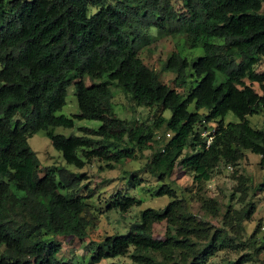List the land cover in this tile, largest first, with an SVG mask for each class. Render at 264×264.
<instances>
[{
	"label": "trees",
	"instance_id": "trees-1",
	"mask_svg": "<svg viewBox=\"0 0 264 264\" xmlns=\"http://www.w3.org/2000/svg\"><path fill=\"white\" fill-rule=\"evenodd\" d=\"M175 35L188 48L202 49L193 60L176 49L163 60L162 69L173 73L176 87L191 84L185 94L161 82L137 56L154 39ZM70 78L78 112L56 114ZM110 84L133 105L155 108L151 120L118 117ZM257 112H264V0H0V264H68L56 259L59 244L44 234L86 235L84 174L40 166L27 142L34 132L43 130L61 159L78 169L90 158H131L134 149L152 150L154 142L158 147L143 170L162 179L178 165L199 184L218 161L235 164L244 150L264 164V131L246 118ZM228 113L236 121L224 123ZM73 117L100 123L80 127V134L52 132L56 126L71 127ZM210 122L214 132L204 147L199 127ZM184 147L188 151L177 160ZM128 174L127 183L134 186L135 174ZM253 190H264V177ZM155 193L170 200L161 210H140L125 232L104 236L89 263L122 255L129 247L126 264H207L215 250L246 243L250 253L217 263L244 264L264 250V238L256 244L254 234L240 242L241 222L255 209L251 200L240 209L227 203L219 213L220 227H213L195 219L168 185ZM199 199L212 216L218 214L213 198ZM138 203L120 196L110 207L124 211ZM162 220L170 233L164 228L161 237L154 236L153 226Z\"/></svg>",
	"mask_w": 264,
	"mask_h": 264
},
{
	"label": "rangeland",
	"instance_id": "rangeland-1",
	"mask_svg": "<svg viewBox=\"0 0 264 264\" xmlns=\"http://www.w3.org/2000/svg\"><path fill=\"white\" fill-rule=\"evenodd\" d=\"M175 49L188 60H193L202 54V49L199 46L188 48L183 43L182 37L175 35L154 39L149 45L142 47L138 51L137 56L144 64L156 72L161 82L170 87H175L179 93L185 94L191 84L187 82L184 87H176L174 85L173 73L162 69L163 60L168 53ZM256 69L260 70L261 67H256ZM187 78L188 80L190 79L189 77ZM72 82L73 79L70 78V84L66 87L64 104L59 110L55 111L56 114L72 116L78 112ZM83 82L85 84L90 83L86 76L83 77ZM251 85L255 90H258L256 83H251ZM109 90L113 110L118 117L151 120L152 114L155 113V108L133 105L117 85L110 84ZM193 109V103H190L188 110L191 111ZM197 111L203 112L204 109L199 108ZM161 114L166 117L169 115V112L164 110ZM246 118L251 127L264 131V112L247 115ZM229 121H236L230 113L224 116V123ZM99 123V121L93 119H78L73 117L71 127L56 126L52 129V132L63 135L80 134V127L96 128ZM214 126L215 124L210 122L199 127V134L204 143L206 140L208 142L211 141ZM156 133L157 136L163 134L161 129ZM189 140H191V137L188 138ZM27 142L31 149L35 151L40 166L54 164L84 174L81 181V185L83 186L80 187V194L84 196V200L88 204L86 211L82 212L88 220L86 235L78 238L76 236L60 237L44 234V238L53 239L59 244V250L55 255L58 260H63L68 264H107L109 262L126 264L130 262L129 253L132 250L131 247L122 255L104 258L96 263H89L88 261L93 246L102 245L103 238L106 235L125 232L131 222L138 220L140 210L147 207L156 210L162 209L170 198L166 195H157L155 193L161 184H166L173 189L175 197L185 204L195 219L208 221L213 227H220L219 213L223 212L227 203L230 204L231 208L240 209L245 202L251 200L255 209L250 214L248 220L241 222L240 242L247 241V237H252L253 234L255 235L254 240H256V244L258 243V239L260 241L264 238V190H253L255 184L261 182L264 177V164H260L258 154L244 150L242 158L236 161L235 164H225L222 161H218L210 177L196 184L192 178L193 173L182 169L178 165H175L171 174L163 176L162 179H158L156 174L143 170L142 166L147 161V157L158 147V144L154 142L151 143L152 150L144 149L139 152L134 149V155L131 158L111 157L109 161L90 158L80 169L75 168L71 164H66L61 159L60 154L51 146L43 130L34 132L27 138ZM187 151L188 149L184 147L177 160ZM107 163L110 164V167H107ZM128 172L135 174L136 183L134 186H130L127 183ZM239 178H242L244 186V190L241 191L237 189L240 181ZM120 196H131L135 200H138L139 203L131 205L124 211L110 207V204ZM199 197L202 200L213 198L217 203L214 206L218 208V214L212 216L211 213L201 207L200 205L202 204H200ZM257 225H259V228L255 231L254 228ZM164 228L166 230L167 225L162 220L153 226V235L161 237ZM169 228L166 230L168 233H170ZM251 250L250 246L246 243L239 244L238 247L233 249L215 250L208 257L207 264H217L222 259H234L241 254L250 253ZM157 258L160 259L159 256ZM244 264H264V250H261L258 255L254 256V260Z\"/></svg>",
	"mask_w": 264,
	"mask_h": 264
},
{
	"label": "built area",
	"instance_id": "built-area-1",
	"mask_svg": "<svg viewBox=\"0 0 264 264\" xmlns=\"http://www.w3.org/2000/svg\"><path fill=\"white\" fill-rule=\"evenodd\" d=\"M166 135H169V134L167 133ZM208 144H209V142L206 140V142L204 143V147H207ZM160 150L163 151L164 150V147L161 146Z\"/></svg>",
	"mask_w": 264,
	"mask_h": 264
}]
</instances>
